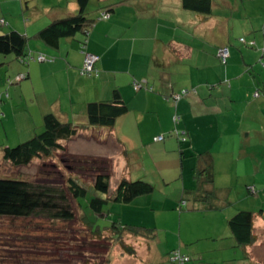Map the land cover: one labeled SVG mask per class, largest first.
<instances>
[{
  "label": "crops",
  "instance_id": "1",
  "mask_svg": "<svg viewBox=\"0 0 264 264\" xmlns=\"http://www.w3.org/2000/svg\"><path fill=\"white\" fill-rule=\"evenodd\" d=\"M248 1L249 5L245 6L244 0H214L212 15L203 17L189 15L190 11L182 7V0H98L103 6L96 9L95 19L108 7L114 8L111 15L106 20H97L86 37L79 34L62 40L54 48L45 44L38 33L54 20L77 14V0H0V33L17 30L24 34L28 38V52L34 57L27 64L23 57H0V109L13 112L0 122V167L8 163L4 160L3 149L42 130L46 114L55 113L65 122L87 126V103L109 101L113 91L118 90L127 102L129 112L121 116L113 128L86 127L79 133L105 148H112L114 155L105 158L113 160L112 176L118 184L123 178L132 181L139 178L151 184L155 178L168 182L158 166H149L139 160L136 151L139 146L179 149L182 153L181 177L185 175V160L194 159L189 186L194 185L195 180L194 155L209 150L215 160V183L221 180L217 172L219 166L226 169V177L238 182L241 176L229 171L232 168L230 162L227 163L229 166L222 165L223 158L219 163L218 154L209 145L204 149L195 141L198 136L193 134L191 125L181 123L183 126L179 130L182 136L187 132L190 142L181 143L178 137H169L173 117L171 113L168 118L161 114L165 104L173 112L172 105L178 101L177 114L180 107L186 114L187 106L193 105L198 109L193 119H204L205 115L210 118L207 124H216L217 115L223 112L222 105L232 112L233 104L241 103L245 109L234 115L241 123L236 136L264 135V96H255L257 92H264V73L256 78L255 74L262 71L261 68L248 64L244 56V64L241 63L238 52L226 45L231 30L237 25H245L249 34H253L251 42L264 48V23L261 27L264 0ZM221 5L230 8L233 14L217 13L216 8ZM241 5L251 9L243 18L236 17L240 16ZM258 31L260 33H256ZM82 41L86 43L85 51L99 58L95 66L98 77H86L81 73L85 61ZM223 47L230 51L226 64L219 62L218 57V50ZM252 53L246 51V55H256L257 50ZM40 55L46 59L39 61ZM194 60L195 65L192 63L191 67L195 71L188 72V62ZM21 75L24 78L18 81ZM136 82L141 85L138 90L135 89ZM190 88L194 91L188 94L187 101L181 97V92ZM14 110L20 116H15ZM8 124L11 127L8 128ZM160 137H163V144L157 140ZM245 141V145L239 142L238 159L247 160L248 167L255 170L253 182L256 185L258 175L264 172H260L264 165V155L260 157L264 144L262 138L256 145L250 137ZM250 176L243 178L249 180ZM138 199L148 202L150 196L143 195ZM121 205L122 208L117 206V209L123 224L144 228L152 219L154 210L147 207L139 210L132 202ZM254 226L257 240L246 250L240 247L243 257L235 259L239 264H264V218L260 213H256ZM135 239L136 244L138 239L146 240ZM128 258H117L109 264H123Z\"/></svg>",
  "mask_w": 264,
  "mask_h": 264
},
{
  "label": "rangeland",
  "instance_id": "2",
  "mask_svg": "<svg viewBox=\"0 0 264 264\" xmlns=\"http://www.w3.org/2000/svg\"><path fill=\"white\" fill-rule=\"evenodd\" d=\"M244 1L245 6H248L249 1ZM94 4L92 5L93 7L90 6V11H93V14L97 11L96 9L103 6V3H99L98 0H94ZM249 10L251 9H245L244 6L241 5L240 11H238L240 12V16L236 17L243 18ZM216 12L227 13L230 16L233 14L230 8L222 7V5L216 8ZM188 14L192 16L196 15L193 12H188ZM241 21L245 20L242 19ZM263 23L264 20H262L261 27ZM249 33L247 26L237 25L234 30H231V37L230 40L226 42V45H231V49L238 52L241 63L244 64V56L248 64L259 66L262 71H257V74H255L256 78H259L263 75L262 72L264 73V48H262V46H250L249 43L245 44L241 42V38L247 39V42H251L253 34ZM256 33H260V31ZM253 50H257L256 55H246V51L252 53ZM85 53L87 52L85 51ZM188 63V72L195 71V69L191 67L192 63L195 65V60L189 61ZM183 91H188L190 93L194 90L190 88ZM263 93L264 92H261L259 95L263 97ZM183 98L189 101V95ZM177 102L178 101H174V105H172L173 112L165 104L162 111L163 114H161L165 118H168V115L171 113L173 117V129L171 133H169V137L171 136L176 139V130H180L181 126L185 124L191 125L193 134L196 133L198 136V138H195V141L200 144V147L205 149L209 145L212 151L218 154L219 163L221 158H223L221 161L222 165L229 166L227 163H231L232 168L229 171L237 172L241 176L239 181L232 182L231 178L226 177V169L224 170V168L219 166L217 172L221 180L214 185L220 190H225L229 200L234 204L223 211H205L201 209L202 207L199 203L195 202L192 197H185L184 194V188L187 192L196 189V180H193L194 185L189 186L193 178L191 172L194 166L192 160L194 159L189 160L191 158H187L185 160V175L181 177L182 153L179 149L174 151V148H171L172 150H165L156 148L155 146L148 148H141L139 146L136 148L140 157L139 160L142 163H147L149 166H158L163 171L168 182L164 183L162 180H156L155 178V182H152L155 190L153 193L148 194V196H150L149 201H140V199L136 198L132 202L134 207L139 210H142L143 207L154 210L151 215L152 219H150L148 225L145 224L144 227L147 229L146 231L148 233L151 232L148 231V229H153L155 232L154 237L151 241L138 239L137 244V239H130L128 242L131 243V245L133 244L137 250V254L130 258L120 251V247L114 248L111 253V262L117 258H119V260L121 258H128L123 264H173L169 260V255L171 252L180 249L183 254L186 253L192 259L189 264H239L235 259H241L243 257V251L240 247L236 246V242L227 224L228 219L235 215L237 210L255 211L256 213H260L264 218V172L258 175L256 180L257 184L255 185L253 179L256 177L257 173L255 170L248 167L247 164L249 163L247 160L240 159V161L244 160L240 162L238 159L239 142L241 141V143L245 145V140L250 137L253 145L258 144L260 138H262V143L264 144V135L261 137H256L254 134L249 137L243 135L242 138L236 136V133L240 130L239 127L241 123L239 118L234 115L236 112L241 113L245 109V105L241 103L233 104L232 112L231 110H226L225 106L222 105L221 108L223 112L217 115L216 124L212 122L214 126H211V123L207 124L210 118H205V115H203L204 119H193L196 118L198 112L196 106L188 105L187 108L184 106L186 109H189V111L186 112L187 115L183 112V108L180 107L179 113L177 114ZM15 113H17L15 116H20L18 111ZM12 114V111L9 110L6 112L1 108L0 116L2 118H0V122L6 120V116H11ZM175 117H178L177 122L175 121ZM10 124H8V128L11 127ZM42 131L43 129L39 130L36 134ZM10 136H12V133ZM33 137L34 135L29 136L22 142H15L16 144H13L12 147L19 143L26 142ZM181 137L186 138V141L190 142L189 135ZM87 138L86 136L80 135L73 138V140L69 142L68 148L66 147L67 154L70 156L79 155L82 157L90 156L101 158H105L106 155L112 154V148H105L99 145V143ZM166 138L167 137H165V139ZM162 142L163 141H160V144H163ZM67 154L59 151L54 153L53 157L46 160L35 159L26 167H14L8 162L0 167V175L12 177L21 176L35 182H54L62 184L66 175L69 174V169H66V162L70 161H67L69 158ZM263 155L264 152L260 154V157H263ZM111 161L113 162V160ZM251 161L253 162L252 159ZM262 171H264V165L260 172ZM74 174L79 181L88 188L87 197L81 198L79 201L82 205V212L87 214L88 220L92 223L93 230L96 233L99 231H109L114 222L120 221L121 213L118 211L117 206L121 209L122 205L110 203L104 207L105 215H95L89 207V201L93 197H102L103 195L94 191L92 187L93 182L86 174H81L79 176H77L76 173ZM244 175H251V178L245 180V177L243 178ZM111 179L110 187L111 192H113L118 183L115 176H112ZM137 179L139 178H136V180ZM185 182L187 183L186 186H184ZM250 188L255 194L250 192ZM183 198H186L187 203L181 208L179 205ZM112 207L113 210H110ZM75 210L77 214L80 213L77 206ZM31 235L38 237V239L46 240L44 244L34 243L38 246L36 248L37 252L33 250H31L32 252L30 251L32 243H20L23 238ZM70 240H75L76 249H81L79 247L85 244L84 228L78 221L72 224L58 223L56 226H53L50 222L40 219L25 220L0 217V264H26L27 261L34 259L37 260L36 262H46L47 260L49 262H54L55 257H50L52 256L51 253L54 252V247H56L55 250L57 248L62 249L69 247L73 244ZM68 256V253H66L64 258L67 259L69 258ZM77 262L78 260H76V264H78Z\"/></svg>",
  "mask_w": 264,
  "mask_h": 264
},
{
  "label": "trees",
  "instance_id": "3",
  "mask_svg": "<svg viewBox=\"0 0 264 264\" xmlns=\"http://www.w3.org/2000/svg\"><path fill=\"white\" fill-rule=\"evenodd\" d=\"M77 3L79 7L77 14L54 20L38 33L39 38L45 44L56 48L62 40L74 38L79 34L86 37L96 21L102 20L103 13L111 15L114 11L113 7L105 8L95 19L93 11H90L94 0H77ZM213 6L214 0H182L183 9L203 17L212 15ZM83 44L82 41L81 47ZM27 45L28 38L17 30L0 33V56L23 57L27 64L33 57L32 53L28 52ZM128 112L127 102L123 99L120 91L114 90L109 101L87 103V126H75L65 122L55 113L46 114L43 120V131L26 142L19 143L14 147H5L3 149L4 160L14 167H26L35 159L46 160L59 151L67 154L66 143L77 137L84 128H113L117 120ZM184 133L187 135L186 131ZM185 142L187 141H183V143ZM194 156L196 157L194 168L196 189L190 192L185 190V197H192L205 211H222L233 206L234 203L229 200L227 192L214 185L215 160L212 152L210 150L196 152ZM68 160L70 161L66 162V169H69V174L66 175L62 184L35 182L21 176L0 175V217L25 220L40 219L50 222L53 226L58 223L72 224L78 221L84 228L85 244L79 247L82 250L76 249L75 240H70L73 242V246L56 250L54 247V252L49 251L52 252L50 257H55L54 262L48 260L36 262L37 260L34 259L27 261L26 264H76V260H78V264H109L112 250L115 247H120L123 254L135 256L137 250L128 241L136 237L151 241L155 235L153 229H148L151 231L148 233L147 229L143 227L123 224L118 221L112 224L109 231L96 233L87 214L82 212V205L79 201L81 198L87 197L88 188L79 181L74 173L77 176L86 174L93 182L94 191L105 196H96L89 201V207L98 216L105 215L104 207L110 203L129 204L139 196L153 193L154 185L142 179L132 181L123 178L116 189L111 192L113 163L110 159L69 155ZM250 192H252L251 189ZM183 202L187 203L186 198H183L179 207L183 208ZM75 204L80 210L79 215L75 210ZM255 217L254 211L238 210L228 219L227 224L237 247L246 250L256 242ZM22 242L32 243L30 251L37 252L38 246L34 243L44 244L46 240L31 235L23 238L20 243ZM175 251L181 252L180 249ZM173 252L169 255L171 262ZM66 253L69 255L67 259L64 258ZM183 255L189 257L186 254ZM189 260L186 264L192 261L190 257Z\"/></svg>",
  "mask_w": 264,
  "mask_h": 264
},
{
  "label": "built area",
  "instance_id": "4",
  "mask_svg": "<svg viewBox=\"0 0 264 264\" xmlns=\"http://www.w3.org/2000/svg\"><path fill=\"white\" fill-rule=\"evenodd\" d=\"M109 17V15L103 13L101 15V19L104 20V19H107ZM241 42H244L245 44L249 43L250 46H255V42H247L244 38H241L240 39ZM82 50L83 52L85 53V49H86V43H84L82 45ZM85 61H84V65L82 67V70H81V73L87 77H98L99 76V73L97 72V69H96V62L98 61V56L96 55H93V54H90V53H85ZM218 57L220 58V60L222 61V63L226 64L227 63V60L228 58L230 57V51H229V48H226V47H223L221 49H219L218 51ZM34 57H31L30 61L33 60ZM46 58L43 56V55H40L39 56V61H44ZM24 78V76H19L18 77V81L22 80ZM230 86V85H229ZM141 87V85L139 83H135V89L138 90L139 88ZM150 90H152V88H150ZM188 91H183L181 93V97L183 96H187L188 95ZM255 96H259V93L257 92L255 94ZM178 98V97H177ZM175 121L177 122L178 121V117H175ZM176 135L178 137V139L183 142V141H186V138H182L181 136V132L176 130ZM183 135L185 136V133L183 132ZM158 141H162L163 140V137H160L157 139ZM185 202H183L182 205H184ZM171 260L172 262L174 263H178V264H186L188 263L190 260H189V257L183 255L180 251H175L173 252L172 254V257H171Z\"/></svg>",
  "mask_w": 264,
  "mask_h": 264
}]
</instances>
